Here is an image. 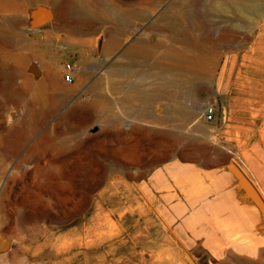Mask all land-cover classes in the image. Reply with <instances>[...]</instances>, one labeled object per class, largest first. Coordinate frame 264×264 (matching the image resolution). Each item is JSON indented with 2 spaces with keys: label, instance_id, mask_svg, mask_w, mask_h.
Wrapping results in <instances>:
<instances>
[{
  "label": "rangeland",
  "instance_id": "1",
  "mask_svg": "<svg viewBox=\"0 0 264 264\" xmlns=\"http://www.w3.org/2000/svg\"><path fill=\"white\" fill-rule=\"evenodd\" d=\"M163 11L175 29L158 30ZM129 53L130 74L101 77L94 91L93 78ZM139 80L166 101L145 120L111 92ZM208 103L217 117L231 110L225 122L243 124L245 141L261 130L264 0H0V240L10 241L0 264H264V253L227 262L180 244L161 213L158 170L198 159L188 143L228 148L249 173L204 120ZM168 105L192 116L169 117Z\"/></svg>",
  "mask_w": 264,
  "mask_h": 264
},
{
  "label": "crops",
  "instance_id": "2",
  "mask_svg": "<svg viewBox=\"0 0 264 264\" xmlns=\"http://www.w3.org/2000/svg\"><path fill=\"white\" fill-rule=\"evenodd\" d=\"M222 113L217 117L215 111L212 120H204L214 122V134L224 135L226 144L243 156L249 171L245 172L246 177L264 202V120L256 138L245 141L238 134L243 133V124L226 123V117L232 118L233 113ZM211 142L203 151L206 153L190 160L192 163L176 158L159 168L161 177L157 182L161 183V201L165 202L161 203V213L171 215V230L176 232L173 238L180 240V244L191 242L193 246L207 248L214 257H226L222 261L238 262L236 257L259 260L258 251L264 248L263 212L242 182L230 149H221ZM260 260L264 262V258Z\"/></svg>",
  "mask_w": 264,
  "mask_h": 264
},
{
  "label": "bare ground",
  "instance_id": "3",
  "mask_svg": "<svg viewBox=\"0 0 264 264\" xmlns=\"http://www.w3.org/2000/svg\"><path fill=\"white\" fill-rule=\"evenodd\" d=\"M176 18L179 19V16L176 15ZM155 23L157 24L158 30H159V27L160 29H162L163 27H166V28L170 27L171 29H175L171 25V23L174 24V18L172 17V14L169 13L168 11H163L155 19ZM150 26L152 25L150 24ZM223 37L224 35L219 36L220 39H222ZM135 64H136V58L133 57L132 53H129L127 56V61L125 63H122L120 65H113V64L109 65L104 75L97 76L99 74L98 73L96 75L97 77L95 78V80L93 78L91 85L94 91H97L100 89L101 77L102 78L106 76L111 77L112 75L128 76L130 74L129 66H134ZM49 74L51 78L54 79L55 76L57 75L56 68L55 67L51 68L49 71ZM144 82L145 81L143 80H139L138 82H133L132 84H128L127 86L123 88H119V89L112 88L111 90L115 100L121 106L120 109L121 110L122 108L124 109L122 110L123 113L127 116L139 118L141 120H145V117L152 115V109L155 104L166 102L163 96H161L160 94H155L152 89H149L148 87L144 85L145 84ZM192 95H195V94L193 93ZM99 97H103V95L100 94ZM166 115H168L169 117H181V118L187 119L192 116V110L188 106L168 105L166 109ZM158 132L159 134H161V136H165L167 134L171 135L173 139V144L175 143L176 137L173 134H169V132H166V131H158ZM188 147L187 148L190 149V151H188L187 154L189 155L201 156L203 154L204 149L202 146L198 144L196 145L194 143H188ZM131 148L129 146L124 149V152L128 157L131 156V153H130ZM17 167L22 168L23 163H19ZM36 169L37 171L42 170L38 164H36ZM215 249L216 248H213L212 250L214 251ZM255 249L256 248H254V250ZM258 253H264V249L263 250L261 249L260 251H258ZM209 264H213V263L210 262Z\"/></svg>",
  "mask_w": 264,
  "mask_h": 264
},
{
  "label": "built area",
  "instance_id": "4",
  "mask_svg": "<svg viewBox=\"0 0 264 264\" xmlns=\"http://www.w3.org/2000/svg\"><path fill=\"white\" fill-rule=\"evenodd\" d=\"M75 66H76L75 63L71 64L69 62H66L61 66V68L63 70V80L68 84L72 83L74 80V71L73 70H74ZM203 115H204V118L206 120H212L214 118V115H215V105L208 103L204 109Z\"/></svg>",
  "mask_w": 264,
  "mask_h": 264
},
{
  "label": "water",
  "instance_id": "5",
  "mask_svg": "<svg viewBox=\"0 0 264 264\" xmlns=\"http://www.w3.org/2000/svg\"><path fill=\"white\" fill-rule=\"evenodd\" d=\"M242 182L244 183L248 193L255 199V201L259 204L263 214H264V202L260 199L259 195L254 189V186L250 183L249 179L238 169L237 170ZM0 246L2 249H7L10 246V241L6 238H1Z\"/></svg>",
  "mask_w": 264,
  "mask_h": 264
}]
</instances>
